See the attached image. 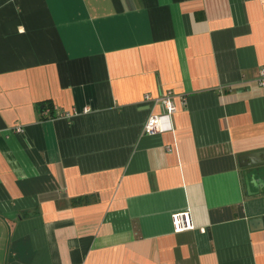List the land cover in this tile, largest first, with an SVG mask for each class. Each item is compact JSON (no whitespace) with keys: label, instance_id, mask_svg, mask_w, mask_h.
I'll return each mask as SVG.
<instances>
[{"label":"crops","instance_id":"crops-1","mask_svg":"<svg viewBox=\"0 0 264 264\" xmlns=\"http://www.w3.org/2000/svg\"><path fill=\"white\" fill-rule=\"evenodd\" d=\"M262 67L264 0H0V264H264Z\"/></svg>","mask_w":264,"mask_h":264},{"label":"built area","instance_id":"built-area-1","mask_svg":"<svg viewBox=\"0 0 264 264\" xmlns=\"http://www.w3.org/2000/svg\"><path fill=\"white\" fill-rule=\"evenodd\" d=\"M256 84L259 88L263 91V98H264V67L260 68L258 71V77L256 80ZM143 102L149 103L151 106H159L161 109L160 114L158 115H150L142 126V132L145 135L151 136L160 134L165 131H169L170 128L167 126H162V121L168 119L172 114L175 113V105H174V96L171 92L167 91L160 97L152 98L149 95H144L142 97ZM52 110L54 112L55 108L45 107L41 112L40 115L44 118L49 117V113ZM263 116H264V109H263ZM14 132L19 134L21 133L20 128H15ZM170 223L172 227L173 233H180L184 231H191L194 229L188 212H181V213H174L170 215ZM199 232L203 233L204 229H199Z\"/></svg>","mask_w":264,"mask_h":264},{"label":"water","instance_id":"water-1","mask_svg":"<svg viewBox=\"0 0 264 264\" xmlns=\"http://www.w3.org/2000/svg\"><path fill=\"white\" fill-rule=\"evenodd\" d=\"M237 160L246 186H264V151L239 156Z\"/></svg>","mask_w":264,"mask_h":264},{"label":"trees","instance_id":"trees-1","mask_svg":"<svg viewBox=\"0 0 264 264\" xmlns=\"http://www.w3.org/2000/svg\"><path fill=\"white\" fill-rule=\"evenodd\" d=\"M45 107H48V108H52V105L50 103H40L38 104V111L41 112ZM51 118H54V113L52 112V110L50 111L49 113V117L48 119H51Z\"/></svg>","mask_w":264,"mask_h":264}]
</instances>
